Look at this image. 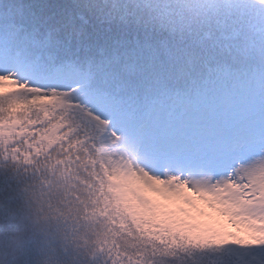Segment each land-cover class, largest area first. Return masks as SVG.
<instances>
[{"label":"snow or ice","instance_id":"1","mask_svg":"<svg viewBox=\"0 0 264 264\" xmlns=\"http://www.w3.org/2000/svg\"><path fill=\"white\" fill-rule=\"evenodd\" d=\"M0 224L21 264H264V0H0Z\"/></svg>","mask_w":264,"mask_h":264},{"label":"clouds","instance_id":"2","mask_svg":"<svg viewBox=\"0 0 264 264\" xmlns=\"http://www.w3.org/2000/svg\"><path fill=\"white\" fill-rule=\"evenodd\" d=\"M0 232L5 237L0 240V264H21L19 253L12 244L14 237L11 236L6 225L0 224Z\"/></svg>","mask_w":264,"mask_h":264},{"label":"trees","instance_id":"3","mask_svg":"<svg viewBox=\"0 0 264 264\" xmlns=\"http://www.w3.org/2000/svg\"><path fill=\"white\" fill-rule=\"evenodd\" d=\"M41 100L44 102V103H49L50 101L47 99V98H41ZM39 103V102H38ZM12 107L13 108H18V107H20L18 104H15V103H13L12 104Z\"/></svg>","mask_w":264,"mask_h":264}]
</instances>
